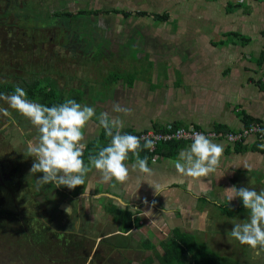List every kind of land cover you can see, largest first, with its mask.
<instances>
[{"label": "crops", "instance_id": "1", "mask_svg": "<svg viewBox=\"0 0 264 264\" xmlns=\"http://www.w3.org/2000/svg\"><path fill=\"white\" fill-rule=\"evenodd\" d=\"M83 1L89 9L74 7L70 11L85 12L92 17L103 14V28L94 33L107 37L103 38L106 45L102 56L106 50L112 51L111 47L118 52L126 44V37L133 36L134 50L140 52L135 59L142 60L146 55L152 65L161 64L165 69L163 76L156 72L152 80H116L110 87L109 98L97 100L100 113L122 115L111 113L112 104L117 102L133 109L131 116L122 117L123 132L160 130L167 124L192 125L221 133L223 131L216 130L217 127L240 131L245 128L243 116L264 128V85L260 86L264 82V64L259 63L264 53V0ZM80 2L82 0L71 1V4ZM163 16L162 20L157 18ZM113 20L115 25L110 23ZM148 20L159 24L153 27ZM112 36L117 39L112 41ZM127 52L130 53V49ZM256 139L250 137L236 144L212 140L223 147L220 166L216 172L201 178L185 176L174 167L181 149L191 143L183 144L175 157L159 154L149 157L151 174L132 170L134 158L130 157L126 161L129 176L124 183H116V192L108 190L111 182L96 183L92 191L96 193L92 194L89 187L90 196L95 200L113 201L116 204H111L117 210L130 212L129 233L143 223L138 217L140 214H135L137 206L142 204L150 213H159L156 219L148 213L151 225L146 223L150 228L165 226L168 232L179 229L199 240L204 238L226 254L241 249L242 256L236 254L237 264H264V255L254 256L247 246L232 238L233 225L246 220L248 213L239 198L229 202L230 193L225 192L232 186L264 189V153L260 145H255ZM81 187L85 186L71 190L72 199ZM127 197H135L139 204ZM95 205L97 210L103 211L98 202ZM112 224H116L115 232L121 233L118 229L122 220L114 222L112 219ZM222 228L227 231H221ZM126 233H121L122 237ZM150 235L155 239L152 233ZM167 235L164 233L158 243ZM224 237L233 242L224 241ZM234 242L237 246L232 245Z\"/></svg>", "mask_w": 264, "mask_h": 264}, {"label": "rangeland", "instance_id": "2", "mask_svg": "<svg viewBox=\"0 0 264 264\" xmlns=\"http://www.w3.org/2000/svg\"><path fill=\"white\" fill-rule=\"evenodd\" d=\"M39 1L40 0H25L26 4L22 8L23 12L27 15V20H31L32 22L33 19H37L39 21L32 26L40 28L44 26L46 27L51 23H55V25L58 23L60 25L61 20L58 18L61 16L60 10L66 6L65 2L69 0H41L42 5L38 6ZM50 5L54 8L53 10L55 14L53 17L50 16ZM74 7H78L79 10H87L90 8L83 0L78 3V5L71 6L70 10H73ZM72 16L73 18L84 17L79 16L77 13H72ZM84 18L87 20V16ZM93 20L95 27H97L98 23L99 26H103V14L94 16ZM114 22L115 20L112 22L110 21L112 25H115ZM148 23L153 25V27H155V24H159V22L154 20H148ZM81 27L85 28V30H79L78 27L73 31L77 33V37H84L81 35H87L85 39L86 41H84V54L76 55L75 53L76 56H74V61L70 62L71 58H69L72 56V52L70 51L71 48L69 51H57V55L60 58L59 60H52L49 53L52 52L54 48L52 50L48 46L44 48L43 53L46 58H44L39 64L38 74L43 75L42 81H45L46 84L49 83L48 88L54 91L55 97H61L63 101L66 99H74L81 104L94 107L98 116L100 111L97 100H100L101 98L107 100L109 98L110 87L114 85V81H129L141 78L152 80L153 75L156 72L160 74V76H163L162 74L165 69L161 64H158L157 67L152 65L150 57L145 55L142 60L135 59H138L140 52H136L137 49L134 50L135 45L133 44L134 42L132 43L133 36L126 37V44L124 47H121L118 52L116 51V48L111 47L112 51L106 50V54H103L102 56L103 49L106 45L105 41L94 36H89L90 32H94L95 27L92 23L84 24V26ZM102 38L106 39L107 37ZM110 39L115 41L117 37L112 36ZM127 49H130V53L127 52ZM85 51L89 52V56L92 58L89 56L86 58ZM46 79H48V83ZM49 80L54 83L51 84ZM42 85H44V83H42ZM0 106L8 107L4 101H0ZM10 111H12L13 117L16 120L15 124L11 123L7 117L0 114V157H5V168L6 170H13L12 176L14 181L12 182L18 185L13 189L14 194H10L6 189L7 185L1 182V184L3 183V187L0 188V197L3 201L1 208L10 211L8 212V217H12V219L16 220L18 226H21V224H19L21 220L24 223L19 228L18 232H13L17 233L13 235V238L0 232V264H68L69 261L66 256L59 253L62 252L64 248L73 249L72 239L69 238L68 235L70 234L71 228L68 223L70 218L72 220L75 219V221H80L78 222L80 224L85 220H92L91 223H87L85 226L94 225L93 227L95 228V232L91 231L94 232L93 234H88L94 239H80L81 244L86 245L87 249L78 264H142L144 259L152 254V252L147 251L145 247H143L144 242L154 243L155 249L158 252H161V249L158 246V240L164 237V233H168L169 228L165 226H162L161 228H153V226H151L152 228H150L148 226V224H150L148 221L151 220L150 215L156 219L159 213H150L144 205L139 204L136 201L135 197H127V200L131 201L133 199L134 203L139 204L137 206L138 210L135 214H140L138 217L143 220V223L138 224L132 233H129V231V234L126 233L127 235L123 237L121 235V233L123 235L125 234L123 231H120L121 233L115 232L117 231V228H115L116 224H112L113 216L107 213L105 208L116 203L112 201L111 204L104 199L95 200L90 196L93 193H96V191L92 192L96 187V183L103 184L102 176L97 170L93 169L92 172L87 174L84 183L85 187L78 189L79 191L77 190L78 193H76L78 195L73 199L70 196L71 190L75 191L77 187L71 190L66 187H59L60 191L58 192L57 189V191L53 193L50 192L51 190L48 191L45 189L46 186H44V188L40 186L38 190L36 179L41 176L42 173H31L34 160L29 156L28 152V142L35 141L38 132L28 120L19 116L15 111L11 109ZM85 130L84 143L92 138H97L101 131V127L98 126V120L94 117ZM113 184L115 186H113ZM116 185L115 182H111L108 190L116 192L118 188ZM89 187H92V194L89 192ZM114 188L116 189L114 190ZM50 189H52V187ZM92 201L93 203H91ZM97 202L103 207V211L100 212V210H97L98 206L95 205ZM59 204L61 205L60 210L57 209ZM48 206H50L56 213L54 214L55 216L47 215L45 213ZM90 206L93 208L92 210ZM66 207H72L70 218L65 214ZM33 210L36 212L32 213ZM74 210L77 211L76 217L72 216ZM148 213L150 215H148ZM83 215L86 217L85 220ZM37 216L39 219H43L45 221L43 223L47 225L46 232L50 237L48 238L49 243H52V241L54 243L52 244L53 246L51 249L47 250L45 248V251H47L46 255L44 254L43 257L37 256L39 258L38 262L37 259L32 260L31 256L28 259H25L26 255H31V245L26 243V239L23 238L21 232L26 224L29 228L35 229L41 226L38 223L39 220L35 219ZM68 218L69 220L67 222ZM54 221L55 224L53 225L52 222ZM144 222H147L148 224L146 223L147 225H144ZM221 231H227V229L222 228ZM54 232H57L60 236L54 234ZM97 232L99 234H97ZM149 232L153 234L155 239L152 238ZM18 235L21 239H19ZM62 235L65 237H62ZM200 240L209 251L227 258L235 264H237V252L241 253L242 256L241 249L237 252L234 251L233 253L226 254L221 249H216L215 245H212V243L209 245V241H205L204 238H200ZM223 240L233 242L227 237H224ZM74 241L79 240L74 239ZM74 244L76 245V243ZM232 245L237 246V243L234 242ZM77 246L78 245H76V247ZM223 246L226 245L223 244ZM50 250H52V252L57 251L58 254H50Z\"/></svg>", "mask_w": 264, "mask_h": 264}, {"label": "clouds", "instance_id": "3", "mask_svg": "<svg viewBox=\"0 0 264 264\" xmlns=\"http://www.w3.org/2000/svg\"><path fill=\"white\" fill-rule=\"evenodd\" d=\"M0 101L8 105L0 106V114L11 123L15 124L16 120L10 109L28 120L38 132L35 141L28 142L29 156L34 160L31 173H42L36 179L38 190L45 185L75 189L84 185L87 174L93 169L101 174L102 182L122 184L129 176L126 161L130 157L134 158L132 170L152 173L148 157L141 158L140 153L144 149L151 151L154 142L145 139L141 146V137L122 131V117L133 114V109L129 107L113 103L111 113L122 115H111L105 111L97 116L94 107L74 99L47 106L29 99L19 85L11 94L0 93ZM94 117L110 142L97 152L90 153L86 165L83 158L85 129ZM222 155L223 147L220 144L214 143L202 133H193L192 143L181 149L174 167L178 173L191 178L207 177L216 172ZM225 192L230 193L227 197L229 202L239 198L248 213L246 220L233 225L230 231L232 238L247 246L254 256L264 255V189L257 191L249 187L232 186L225 189ZM65 212L71 216L72 208L66 207Z\"/></svg>", "mask_w": 264, "mask_h": 264}, {"label": "flooded vegetation", "instance_id": "4", "mask_svg": "<svg viewBox=\"0 0 264 264\" xmlns=\"http://www.w3.org/2000/svg\"><path fill=\"white\" fill-rule=\"evenodd\" d=\"M36 1V0H34ZM71 1H66V6L62 10H60L61 16L58 18L61 20V24L58 23L55 25V23L48 24L46 27H33L35 23L39 22L37 19L27 20V15L23 12V7L25 6L26 2L25 0H0V83H12V84H29L34 81H42L43 75L38 74V66L46 58L44 56V48L46 46L50 47L52 52H49L52 60L54 59H60L58 57L57 51L59 50H67L69 51L71 48L72 56L69 57L70 62L75 60V57L77 54L82 55L83 49L85 48V42L87 35H81L84 37H77V33H75L73 30H76V28L79 27V30H85V28H82L81 26H84V24L92 23L94 25V20L92 15L87 14L85 12H77V11H70V7L73 6L71 4ZM42 5L41 0L39 1V5ZM50 7V16L53 17L55 14L54 8L52 5ZM72 13H77L79 16H87L86 18L82 17H75L73 18ZM97 15V14H96ZM95 15V16H96ZM99 16V15H97ZM29 22V23H28ZM87 26V25H86ZM98 28H103V26H99V23L97 24V27H95L94 32H90L89 36L97 37L98 39L103 40V36L100 37L99 35H95V30H98ZM61 31V32H59ZM57 37V38H56ZM86 58L89 56V52L85 51ZM76 53V55H75ZM71 55V54H70ZM91 57V56H89ZM84 58V59H86ZM92 58V57H91ZM44 63V62H43ZM45 70V69H44ZM43 71V70H42ZM19 125V124H18ZM6 159L5 157H0V188H2V184H6V189L9 191L10 194H14L13 189L15 186H17L13 179V170H6ZM1 182H3L1 184ZM11 186V187H10ZM45 189L50 192H56L58 188L52 186V185H45ZM44 188V186H42ZM52 187V189H50ZM11 188V190H10ZM1 199V197H0ZM2 199L0 201V232L2 234H7L9 237L13 238V233L18 232L19 228L24 223L22 220L19 224L21 226H18L16 223V220L8 217V210L5 208H1L2 206ZM47 215H54L56 214L50 206L47 207V210H45ZM36 212L33 210L32 213ZM79 214V213H78ZM55 216V215H54ZM74 217L77 216V211H73ZM34 218V216H33ZM84 220L86 219L83 215ZM11 219V220H10ZM35 219H38V223L41 225L39 227L35 228H29L27 224L22 228L21 232L23 234V238L26 239V243L31 245V255H26L25 259H28L31 256V259H37V262L39 260L38 257H43L44 254L46 255L47 251H45V248L47 250L52 248V243H49L48 233L46 232V226L43 222H45L43 219H39L35 217ZM80 221H75V219H71L68 222L70 225V234L69 238L72 239V245L73 249L64 248L62 252L59 254L66 256L70 264H78L79 260L83 258V254L86 252V245L81 244L82 239L86 240H92L90 235L95 232L94 225L91 226H85L87 223H91L89 220L83 221L81 224L78 223ZM53 225L55 224V221L52 222ZM93 224V223H92ZM13 230V231H12ZM94 231V232H91ZM11 232V233H10ZM54 234H57L60 236L57 232H54ZM97 234H99L97 232ZM67 235V236H68ZM19 239L21 237L18 235ZM62 237H65L62 235ZM103 237V236H101ZM100 237V238H101ZM68 238V237H66ZM74 239H77L79 241H74ZM81 239V240H80ZM103 239V238H102ZM101 239V240H102ZM100 240V241H101ZM78 245L76 247V245ZM103 244V241H102ZM66 247V246H65ZM50 254H58L57 251L52 252L50 250ZM54 255V254H53ZM38 256V257H37ZM68 263V264H69Z\"/></svg>", "mask_w": 264, "mask_h": 264}, {"label": "trees", "instance_id": "5", "mask_svg": "<svg viewBox=\"0 0 264 264\" xmlns=\"http://www.w3.org/2000/svg\"><path fill=\"white\" fill-rule=\"evenodd\" d=\"M140 14L144 15L143 13ZM157 18L162 20L165 16ZM259 63L264 64V53L261 54ZM46 80L48 83V79ZM49 82L51 84L54 83L50 80ZM42 83H44V85H42ZM17 85L22 86V88L26 91L27 97L35 102H39L47 106L63 102L61 97H55L54 91L48 88L49 83L46 84L45 81L40 80H36L29 84H12L7 82L0 83V93L11 94ZM263 85L264 82L260 84V86ZM242 121L244 123V127H249L252 123H259L247 116H243ZM216 130L223 131V133L228 131L226 129H221L220 127H217ZM156 131L159 130L157 129ZM109 142L110 138L105 136L104 131L101 128L99 136L85 145L83 157L85 164L87 165L89 163L88 155L90 153L97 152L100 147L107 146ZM185 143L187 142L173 141L163 143L160 144L153 153L144 149L141 151V155L147 156L148 159L156 154L172 158L177 155L179 148ZM256 143V146L260 145L259 142ZM141 146H143V144H141ZM262 152L264 153L263 149ZM106 210L113 216L114 220H122L120 231L126 233L132 228V214L130 212L117 210L114 205H111V207ZM158 246L160 247L161 252H158L155 249V245L150 242H144L143 247H145L147 251L152 252V254L149 255L148 258H145L142 264H235L227 258L212 253L195 236L183 233L179 229L170 230L167 237L161 240L158 243Z\"/></svg>", "mask_w": 264, "mask_h": 264}, {"label": "built area", "instance_id": "6", "mask_svg": "<svg viewBox=\"0 0 264 264\" xmlns=\"http://www.w3.org/2000/svg\"><path fill=\"white\" fill-rule=\"evenodd\" d=\"M264 129L260 123H252L249 127H245L240 131L233 132H216V131H204L198 127L189 126H176L174 124H167L161 130H147L140 132H132L129 134L141 137V144L144 143L145 139L152 140L154 142V148L149 151L153 153L156 148L163 143H169L173 141H184L192 143L193 133H202L207 136L210 140H224L229 144L242 143L250 137H256L257 142L260 143L261 149L264 150Z\"/></svg>", "mask_w": 264, "mask_h": 264}]
</instances>
